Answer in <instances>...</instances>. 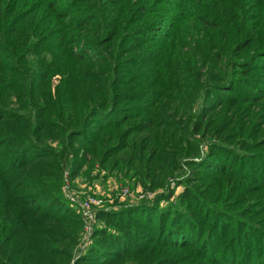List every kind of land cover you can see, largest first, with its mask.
I'll use <instances>...</instances> for the list:
<instances>
[{
  "label": "trees",
  "instance_id": "1",
  "mask_svg": "<svg viewBox=\"0 0 264 264\" xmlns=\"http://www.w3.org/2000/svg\"><path fill=\"white\" fill-rule=\"evenodd\" d=\"M67 163L180 188L73 264H264V0H0V264H72Z\"/></svg>",
  "mask_w": 264,
  "mask_h": 264
},
{
  "label": "rangeland",
  "instance_id": "2",
  "mask_svg": "<svg viewBox=\"0 0 264 264\" xmlns=\"http://www.w3.org/2000/svg\"><path fill=\"white\" fill-rule=\"evenodd\" d=\"M59 79H60V75H57L53 79L54 83L55 84L58 83ZM196 137H198V135ZM200 147H201L200 148L201 155L200 154L199 155H188V156L181 157L179 159L180 171L176 175L177 177L178 176L183 177L184 175L186 176L193 175L194 168L191 167L190 163L191 161H194V160L200 161L201 160L200 156H202V158L206 156V154L209 152V142L207 140L203 141ZM70 168L71 166L67 163L65 165L64 173L67 170L70 171ZM70 175H71V171H70ZM64 178H65V174L63 176V185L65 182ZM69 179L71 183V189L73 188L79 195H82L83 197H86L88 195H93L101 199L103 201V207L99 208V210H104V211L116 209L118 206H120V204H125V203L131 204V203H138V202L140 203L143 200L152 201L153 199H155L157 195L167 192L169 188H175L176 190H180V188L172 180V178L168 179L165 186H161V187H158V189L151 190V189L145 188L140 183L135 184V183L127 182V181L118 180L115 176L110 175L108 173V170L101 168L97 164L95 168L93 169V171H91L90 174H88L86 177L77 176L74 178L72 176H69ZM123 188L128 189L127 194L125 195L122 194ZM166 203H167L166 201H163L161 204L164 206ZM98 211L95 216V221L92 222V227L88 230V235L85 237V239L81 238L82 239L81 244L80 245L78 244L74 251V257L72 259V264L80 258L79 256H82L84 253H86V249L88 248V246L91 247V244L94 239V229L99 224L98 217H97ZM84 230H85V227H84ZM83 241L85 242V245L88 244L87 246H85V249L81 248Z\"/></svg>",
  "mask_w": 264,
  "mask_h": 264
},
{
  "label": "built area",
  "instance_id": "3",
  "mask_svg": "<svg viewBox=\"0 0 264 264\" xmlns=\"http://www.w3.org/2000/svg\"><path fill=\"white\" fill-rule=\"evenodd\" d=\"M69 176H70V172L69 170H67L65 172V178H64L65 182L62 187L63 193L65 198L69 201V203L72 206L76 207L84 217L85 230L82 239H85V237L88 235V230L92 227V222L95 221V216L97 214V211L99 210V208L103 207V201L93 195H88L86 197L79 195L73 188L71 189ZM127 191H128L127 188H123L122 194L124 195L127 194ZM87 245H85V242L83 241L81 248L85 249V246Z\"/></svg>",
  "mask_w": 264,
  "mask_h": 264
}]
</instances>
